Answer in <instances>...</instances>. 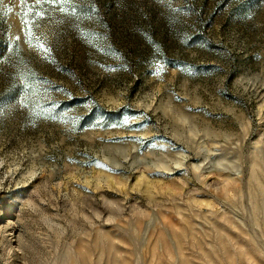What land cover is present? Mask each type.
Listing matches in <instances>:
<instances>
[{
	"label": "rangeland",
	"instance_id": "374dc122",
	"mask_svg": "<svg viewBox=\"0 0 264 264\" xmlns=\"http://www.w3.org/2000/svg\"><path fill=\"white\" fill-rule=\"evenodd\" d=\"M76 9L0 6V264H264V0Z\"/></svg>",
	"mask_w": 264,
	"mask_h": 264
},
{
	"label": "snow or ice",
	"instance_id": "6c2138e0",
	"mask_svg": "<svg viewBox=\"0 0 264 264\" xmlns=\"http://www.w3.org/2000/svg\"><path fill=\"white\" fill-rule=\"evenodd\" d=\"M20 4L25 9L22 15V25L24 29V38L31 47L37 48L42 53H47L48 48L43 43L39 42V37H35L36 43L33 44L34 28L39 27V20H43L46 12L45 8L51 11H59L65 14L67 17H75L77 0H19ZM4 0H0V6H3ZM12 9L9 8L8 12ZM31 15L32 19H29ZM38 18V19H37ZM19 39V37H17Z\"/></svg>",
	"mask_w": 264,
	"mask_h": 264
}]
</instances>
